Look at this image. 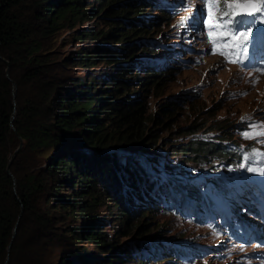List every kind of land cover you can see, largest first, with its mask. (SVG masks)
<instances>
[{
  "label": "trees",
  "instance_id": "trees-1",
  "mask_svg": "<svg viewBox=\"0 0 264 264\" xmlns=\"http://www.w3.org/2000/svg\"><path fill=\"white\" fill-rule=\"evenodd\" d=\"M85 2L88 1L0 0V264H91L100 254L96 256L84 246H77L79 253L65 248L68 241L77 243L83 238L93 243L99 253L111 252L101 257V264H123V259L133 258L130 253H135L134 246L118 249L119 245L111 244L112 239L103 232V219L95 209L104 197L112 200L125 223L136 216L153 217L166 209L184 216L196 208L191 207L187 196L183 209L178 207L183 201H179L175 185L182 181L160 178L153 168L158 169L163 161L158 159L155 165L142 152L154 148L159 140L155 127L147 126L148 122L164 123L165 115L170 119V108L175 103L165 102L161 114H151L141 92L132 90L157 88L167 74V65L156 61L151 64V60L141 63L138 57L155 53L156 42L144 38L151 33L146 21L160 17L146 13L149 0ZM167 8L159 12L170 22ZM96 10L98 13L91 17ZM102 11L110 20L105 29L73 34L77 39L103 40L97 44L99 51H81L75 61L94 65L100 55L111 65L110 69L90 74L99 84L92 90L85 80L62 76L56 44L60 31L74 29L77 18L94 19ZM119 40L120 46L110 45ZM201 128L204 124H193L180 132ZM208 128L222 132L224 127ZM145 135L149 141L140 145ZM202 140L178 144L171 148L172 153L195 161L206 152L230 160L242 155L250 157L246 147L210 145L209 140ZM20 142L8 174L9 159ZM209 183L214 190L206 187L207 190L224 211H229L225 200L233 205V190L220 177ZM189 190V197L199 201L196 205L200 208L212 203L209 193ZM201 212L197 210L193 219H205ZM210 214L219 213L210 209ZM136 223L133 229L137 238H145L137 244L140 257L133 259L136 264H147L142 256H149L150 245L156 248L163 243L169 248L155 252L154 257L163 256L168 262L172 257L182 258L184 251L178 249V244L170 239L149 241L164 234L152 232L151 228L144 230L146 223ZM133 229L124 235L131 236ZM61 246L65 247L58 251ZM106 246L109 248L104 250ZM196 252L189 248L185 257ZM75 256L78 257L74 259Z\"/></svg>",
  "mask_w": 264,
  "mask_h": 264
},
{
  "label": "rangeland",
  "instance_id": "rangeland-1",
  "mask_svg": "<svg viewBox=\"0 0 264 264\" xmlns=\"http://www.w3.org/2000/svg\"><path fill=\"white\" fill-rule=\"evenodd\" d=\"M85 1L98 3V0ZM244 1L246 0H228L232 3ZM255 1L264 5V0ZM147 5L146 13L160 17L158 20L155 18V21H146L151 33L144 38L156 42L153 46L155 53L139 54L138 57L140 61L151 60V64L156 61L161 66L167 65L165 67L167 74L157 88L147 91L139 88L132 90L141 92L148 113L151 114L155 112L161 114L160 108L165 102L175 103L170 108L172 111L170 119L165 115L164 123L156 125L155 122H148L147 126L155 127L159 140L156 141L154 148L152 146L147 148V152H142L148 154L149 156L146 155L148 157L144 158L155 162V165L158 159L163 161L164 164L159 166L161 168H153L160 178L182 181L175 185L178 189L175 190L176 195L179 201H183L178 203V207L183 209L186 205L184 196H187L193 204L191 207L196 208L193 213L187 212L184 216L166 209L157 212L153 217L136 216L125 223L112 200L104 197L95 209L96 214L103 219V232L106 237L112 239L111 244L119 245L116 247L118 249L126 246L135 247V253H130V257L133 258L123 259L126 261L123 264H136L135 260L140 257L137 244L145 238H137L136 229H133V225L138 224L136 222L146 223L143 225L144 230L151 228L152 232L164 234V236L157 235L149 241L170 239L178 244L176 245L178 249L184 251L181 259L172 257L173 259L168 262L163 256L154 257L153 254L169 246L165 243L159 244L156 248L150 245L147 251L149 256H142L146 258L147 264H264V176L261 175L264 173V134H262L264 133V51L257 49L253 59L249 60L246 56L243 63H233L234 60L241 59L239 51L234 49L238 40L242 38L232 31L227 32L224 37L229 45L227 48L222 47L223 41L213 46L212 40H220L223 29L210 35L208 25L209 22L213 27L220 24L218 18L227 12L224 0H208L207 3H202L201 0H149ZM164 6L170 8V10L167 8L171 17L170 22L159 12ZM103 12L94 19L77 18L74 21V29L60 31L56 44L57 58L62 65L60 70L62 76L70 80H85V84L92 90L99 88V84L90 74L110 69L111 65L106 64L100 55L94 59V65L85 66L76 64L75 61L81 51L91 54L99 51L97 44L103 43V40L77 39L73 34L85 33L91 29H105L110 20ZM97 13L96 10L91 17ZM194 14L201 24L199 31L192 29L188 24L187 18ZM254 17L255 23L251 26L253 32L256 27H264V15L254 13ZM120 29L124 31V28ZM243 30L242 28L241 31ZM248 39L251 40V35ZM120 44H122L121 40L110 43L114 47ZM221 51L226 52V55L222 56ZM248 55H253L251 47ZM143 61L141 63H146ZM139 73L143 75V72L139 71ZM200 123L204 124V128L196 132H180L185 127ZM215 125L224 127L223 131L208 130V127ZM202 139L209 140L210 145L220 143L227 147H246V153L250 154V157L242 155L230 160L221 155L217 156L216 153L206 152L195 161L187 158L186 155L172 153L171 148L178 144L185 145L190 141ZM147 141L149 136L145 135L139 144L142 145ZM216 177H220L226 185L239 187L237 200L230 207L232 213L229 216L225 215L226 219H222L217 216H207L208 210H202L201 213L206 218L193 219V214L202 208L199 204L196 205L200 203L199 201L189 197V189L196 188L202 192L204 185L209 187L210 180ZM236 221L244 225L245 233L239 229ZM130 228L133 229L129 233L131 236L124 235ZM170 236L173 238H169ZM75 243L76 241H68L66 247L61 246L58 251L65 247L67 251L76 250L79 253L78 247L84 246L96 256L111 254L105 251L99 253L97 247L86 238ZM108 248L106 246L104 250ZM189 248L197 252L191 257H185ZM77 257L75 256L74 259ZM101 257L93 260L91 264H101V260L104 261Z\"/></svg>",
  "mask_w": 264,
  "mask_h": 264
},
{
  "label": "snow or ice",
  "instance_id": "snow-or-ice-1",
  "mask_svg": "<svg viewBox=\"0 0 264 264\" xmlns=\"http://www.w3.org/2000/svg\"><path fill=\"white\" fill-rule=\"evenodd\" d=\"M202 3H207L208 0H201ZM227 12L219 17L220 24L213 25L209 22L210 35L212 32H220L223 29V32L220 33V40L213 39L212 44L215 47L223 41L222 47L227 48L228 42L224 39L227 32L232 31L239 34V39L235 45L234 50H238L241 56L240 60H234L233 63H243L244 57L247 56L249 60L254 58V53L257 49L264 51V27H256L255 31L252 30V24L255 23L254 13H260L264 15V5L253 2V0H247V2H237L232 3L228 0H224ZM235 17V19H233ZM251 18V19H249ZM188 24L192 29L199 31L201 28L200 21L196 18L195 14L192 17L187 18ZM244 29L241 31V29ZM251 35V40L249 41L248 37ZM249 47L252 49L253 55H248ZM220 54L226 55V52L221 51ZM264 134V133H262ZM264 176V173H261ZM246 211V209L244 210Z\"/></svg>",
  "mask_w": 264,
  "mask_h": 264
},
{
  "label": "water",
  "instance_id": "water-1",
  "mask_svg": "<svg viewBox=\"0 0 264 264\" xmlns=\"http://www.w3.org/2000/svg\"><path fill=\"white\" fill-rule=\"evenodd\" d=\"M244 2H247V0L244 1ZM253 2H254V1H253ZM242 3H243V2H242ZM6 63H7V62H6ZM13 86L15 87V85H13ZM13 117H14V115L12 116V118H13ZM21 145H22V142H20L19 147L13 152V154L11 155V157H10V159H9V162H8V165H7V172H8V174H10V171H9L10 163L12 162V160H13V158L15 157L16 153L19 151ZM17 225H18V221H17V223H16V225H15V227H14L13 236L15 235V231H16ZM10 246H11V242L9 243V246H8V247L10 248ZM9 248H8V249H9ZM7 261H8V258L6 259V262H5V263H7Z\"/></svg>",
  "mask_w": 264,
  "mask_h": 264
}]
</instances>
